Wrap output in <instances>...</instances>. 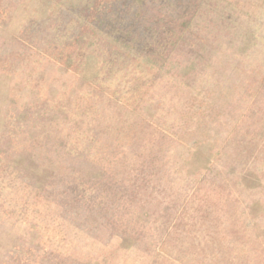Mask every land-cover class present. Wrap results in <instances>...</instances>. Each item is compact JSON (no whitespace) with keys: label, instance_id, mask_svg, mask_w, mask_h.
I'll list each match as a JSON object with an SVG mask.
<instances>
[{"label":"rangeland","instance_id":"374dc122","mask_svg":"<svg viewBox=\"0 0 264 264\" xmlns=\"http://www.w3.org/2000/svg\"><path fill=\"white\" fill-rule=\"evenodd\" d=\"M0 264H264V0H0Z\"/></svg>","mask_w":264,"mask_h":264}]
</instances>
